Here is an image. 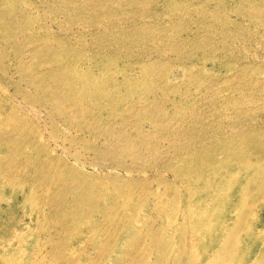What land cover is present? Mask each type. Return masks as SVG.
<instances>
[{"label":"rangeland","instance_id":"1","mask_svg":"<svg viewBox=\"0 0 264 264\" xmlns=\"http://www.w3.org/2000/svg\"><path fill=\"white\" fill-rule=\"evenodd\" d=\"M0 7V257L264 264V0Z\"/></svg>","mask_w":264,"mask_h":264},{"label":"bare ground","instance_id":"2","mask_svg":"<svg viewBox=\"0 0 264 264\" xmlns=\"http://www.w3.org/2000/svg\"><path fill=\"white\" fill-rule=\"evenodd\" d=\"M139 1L140 0H127V2L129 4H136ZM6 18H7V11L2 10V8L0 7V63H2V61H5L6 59H8L9 39H7V35H6V33L8 32V25H7V19ZM120 50H122V49L120 48ZM72 98H73L72 104L62 100L61 103L63 104V106L65 108H67V107L72 108V107L79 105V95L77 93H72ZM53 107H59V103L54 104ZM64 112H66V110H61V113H64ZM63 115H66V114H63ZM73 157L75 159H78V155L75 152H74ZM248 164H250V163H248ZM10 166H14V163H11ZM82 166H84L83 163H82ZM233 166H239V165L234 164V165H232V167ZM2 169L5 170L4 173L7 175H8V172H10V173L14 172L12 170H6L5 168H2ZM18 188H19V185H17V187H13L12 192L16 193ZM22 198H23V201H25L27 199V196L22 194ZM9 211H10L9 208L6 210H2L0 208V216H1V213H4V212L7 213ZM13 211H15V210H13ZM15 216H16L15 219L18 220L17 222L19 224L22 223L21 217L17 216L16 214H15ZM17 225L18 224L12 222L11 219L6 221V218H4L0 222V240H2V238H3L1 233H8V240H9L10 246L12 245L11 242L14 238H17L18 245H19V241H20V244H24L26 238L19 237L18 233H19V231L24 233L28 230V228H27V226L24 227V225H22V228L18 229L16 227ZM30 247L28 246L30 251H28L29 249H27V248H26L27 249L26 250L24 245L20 247L18 253L22 254V259H19V260L15 259L14 260L12 258L11 254L9 257H7V256L0 257L1 264H43L40 261V256H42V254H41V252H39V247L38 246H35L34 248H30Z\"/></svg>","mask_w":264,"mask_h":264}]
</instances>
